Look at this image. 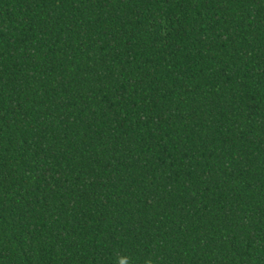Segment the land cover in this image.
Here are the masks:
<instances>
[{"label": "trees", "instance_id": "obj_1", "mask_svg": "<svg viewBox=\"0 0 264 264\" xmlns=\"http://www.w3.org/2000/svg\"><path fill=\"white\" fill-rule=\"evenodd\" d=\"M0 264H264V0H0Z\"/></svg>", "mask_w": 264, "mask_h": 264}]
</instances>
